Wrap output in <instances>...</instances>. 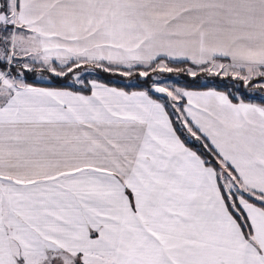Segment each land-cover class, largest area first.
<instances>
[{"label":"snow or ice","instance_id":"obj_1","mask_svg":"<svg viewBox=\"0 0 264 264\" xmlns=\"http://www.w3.org/2000/svg\"><path fill=\"white\" fill-rule=\"evenodd\" d=\"M0 264H264V0H0Z\"/></svg>","mask_w":264,"mask_h":264},{"label":"trees","instance_id":"obj_2","mask_svg":"<svg viewBox=\"0 0 264 264\" xmlns=\"http://www.w3.org/2000/svg\"><path fill=\"white\" fill-rule=\"evenodd\" d=\"M104 79H106V80H119V79H122V78L105 76Z\"/></svg>","mask_w":264,"mask_h":264}]
</instances>
